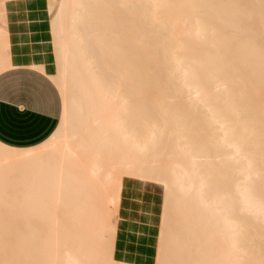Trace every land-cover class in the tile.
Segmentation results:
<instances>
[{
    "label": "bare ground",
    "instance_id": "1",
    "mask_svg": "<svg viewBox=\"0 0 264 264\" xmlns=\"http://www.w3.org/2000/svg\"><path fill=\"white\" fill-rule=\"evenodd\" d=\"M260 3L63 0L50 25L55 74L41 36L15 40H33L36 56L0 62V72L35 69L65 104L43 144H0V264H144L115 243L146 240L156 226L154 202L143 200L149 181L171 205L162 222L172 235L158 264H264ZM5 46L16 50L13 41ZM164 66L191 99L162 87ZM121 175L137 181L128 187ZM181 191L202 199L186 203Z\"/></svg>",
    "mask_w": 264,
    "mask_h": 264
},
{
    "label": "crops",
    "instance_id": "2",
    "mask_svg": "<svg viewBox=\"0 0 264 264\" xmlns=\"http://www.w3.org/2000/svg\"><path fill=\"white\" fill-rule=\"evenodd\" d=\"M34 6V0H0V21L8 25L0 28V62L13 57V52L6 49L7 42L35 36L24 33H34L50 14V9L36 12ZM13 24L21 30L13 29ZM61 116L60 93L46 75L26 66L0 72V144L17 150L37 147L53 135Z\"/></svg>",
    "mask_w": 264,
    "mask_h": 264
},
{
    "label": "rangeland",
    "instance_id": "3",
    "mask_svg": "<svg viewBox=\"0 0 264 264\" xmlns=\"http://www.w3.org/2000/svg\"><path fill=\"white\" fill-rule=\"evenodd\" d=\"M34 1H35V6L33 7V10H35L36 12H43L46 9H50V14L47 16V18L44 20V22L35 30L34 33H27L26 32V33H24V35L31 36L33 34V35L41 36L42 39H40V40L43 41V43H44L43 45L46 47L45 53H44V58L46 59L47 69L49 70V73L55 74V72H56V61H55V56H54V50L52 47V36L50 33V25H51L50 21H51L52 16L55 13L57 7H58L59 0H34ZM253 19H260V18L259 17H253ZM6 27H8V25H6V23L4 21H0V28L6 29ZM11 27L13 29H16V30H19V29L21 30V28H19L17 26V24H13V25H11ZM22 31L24 32L23 29H22ZM15 40L16 39H13V50L17 49L18 47L21 50L18 49L17 51L16 50L13 51V57L14 58L22 59V58H29V57L36 56L33 53V51L30 50V47L34 45L33 40L32 41L28 40L26 42V44H24L23 46L17 45L16 44L17 42ZM26 46L29 48V50L27 52L24 51V48ZM60 96H61V101H62V115H63V108H64L65 101H64V98L61 94H60ZM61 118H62V116H61ZM60 123H61V121H60ZM106 169L109 170L110 168L107 166ZM121 177H122L121 180L123 181V183L126 184V186H128V187H131L137 181V178H133V176L129 177L128 175L127 176L121 175ZM143 200L146 202L148 200H152L154 202V205H155L154 216H155V220H156V226L151 231L149 237L146 240H143V241H136L135 240V241H131V242L127 243V242L121 241L120 239H117L116 243H115V247L128 250L131 255H135L136 260L141 259L144 264H158L160 262V259H161V257H160L162 255L161 253L165 251V250H163L164 249L163 244H164V242H166V240H168V242H169L171 237L167 238L166 240L163 238L167 237V236H165V234L166 235L168 234V236H170V234L172 235V232H171L172 230H170V228H171L170 225L168 227L162 222V219L165 216V211L168 208L170 209L169 206H171V205H169V206L166 205V202L164 201L165 200V194L163 192H161L155 186V184L153 182H150V181L147 182V187H146V191H145L144 196H143ZM128 204H129L128 196L123 195L122 201H121V208H120L121 215L124 214L125 209L128 207ZM166 206H168V207L166 208ZM132 208L134 211V209H135L134 204L132 205ZM166 229H168V230L166 231ZM167 243H165V245H168ZM166 248H167V246H166ZM157 251H158V253H160V252L161 253L158 254Z\"/></svg>",
    "mask_w": 264,
    "mask_h": 264
},
{
    "label": "snow or ice",
    "instance_id": "4",
    "mask_svg": "<svg viewBox=\"0 0 264 264\" xmlns=\"http://www.w3.org/2000/svg\"><path fill=\"white\" fill-rule=\"evenodd\" d=\"M233 7H241L240 5H232ZM193 7H215V5H193ZM243 7H254V5H244ZM260 8L264 11V0H261ZM160 80L162 87L166 88L168 91L172 92L179 100L184 101L186 99H191L190 94L186 91V85L181 82L176 77H171L169 75V69L164 66L162 67L160 73ZM194 81L201 87H206L202 79H197L194 77ZM145 151L148 150V146H145ZM176 198L184 202L199 201L202 199L200 194L195 192H178L176 193ZM175 237L178 250L183 249L186 239L184 236L183 225L179 222L176 224ZM4 264H10V262H4ZM18 264H24V262H18ZM163 264H199V262H193L190 260L177 258L172 261H164Z\"/></svg>",
    "mask_w": 264,
    "mask_h": 264
}]
</instances>
